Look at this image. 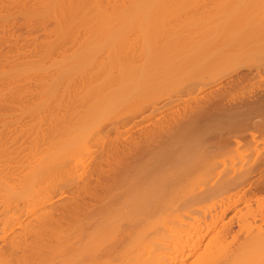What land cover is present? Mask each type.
I'll return each instance as SVG.
<instances>
[{
	"label": "bare ground",
	"instance_id": "bare-ground-1",
	"mask_svg": "<svg viewBox=\"0 0 264 264\" xmlns=\"http://www.w3.org/2000/svg\"><path fill=\"white\" fill-rule=\"evenodd\" d=\"M251 65L262 0H0V264H264V152L242 168L205 143L169 154L215 109L191 89Z\"/></svg>",
	"mask_w": 264,
	"mask_h": 264
},
{
	"label": "rangeland",
	"instance_id": "rangeland-1",
	"mask_svg": "<svg viewBox=\"0 0 264 264\" xmlns=\"http://www.w3.org/2000/svg\"><path fill=\"white\" fill-rule=\"evenodd\" d=\"M208 1V0H207ZM212 1V0H211ZM263 1V3H264V0H262ZM209 2H210V0H209ZM209 4H211V3H209ZM192 5V4H191ZM259 8V7H258ZM213 9V8H212ZM211 10V9H210ZM214 10V9H213ZM261 9L259 8V10L258 11H260ZM212 11V10H211ZM260 12H263V10H261ZM259 14V13H258ZM260 14H262V13H260ZM55 55H58L59 53H54ZM54 54H52L53 55V57H54ZM243 71V72H242ZM247 71V72H246ZM253 71V72H252ZM242 73V74H241ZM247 73V74H246ZM239 74L241 75V77L243 76V77H245V79L243 78H241L240 77V79H242L240 82H236L237 81V79L239 78L238 76H239ZM245 74V75H244ZM237 77V78H236ZM253 77V78H252ZM255 77V78H254ZM233 79L235 80V82L233 81ZM239 79V80H240ZM245 80V81H244ZM230 83H232L231 81H233L234 83H232V84H234V85H236L237 86V84H238V86H237V88L234 86V88H235V91H233V90H230V88L229 87H231V86H233L232 84L229 86L228 84H229V82ZM226 82H227V85H225L226 84ZM223 83V84H222ZM225 83V84H224ZM220 84H221V87L222 86H226V87H228L229 89L227 90V88H226V90L227 91H231V92H225L226 93V96H224L225 98H223V99H227V98H229V99H227L226 101H224L223 99H221V97H223V95H225V93H223V95H220L219 96V93L216 95L215 93H217L218 92V90L221 88L220 87ZM240 84V85H239ZM31 84H29V86H30ZM211 85L212 84H210V86H208V87H205V88H203V89H206V90H202L201 91V89H200V87H199V92H197V90H198V86H196V88H193V89H191V91L194 93H198L197 95H199V96H202V95H206V92L208 93V91L209 92H211V93H209L210 95L211 94H214L215 95V97H211V96H209V98H206L207 100L208 99H210V100H212L213 98H215V99H217V97H219V100H218V102H217V100H215L214 99V101L216 102H214V101H210L212 104H213V102H214V106L210 103V107H211V110H212V108L214 107L215 109H216V111H215V109L214 110H212V115H210L209 116V118L206 120V122H205V126H204V129L203 128H201L200 129V127H201V125H199L198 124V126H199V128H198V126H195V127H197L198 129H196V130H199L198 132H201V130H202V132H201V134L200 133H198V137H197V132H195L194 134H195V136L196 137H194V135L193 134H191V136L192 137H194V138H191V140H190V135H189V133L187 134V136L189 135L190 137H185L186 139H184L185 141H182L183 143L184 142H186V141H188V139L190 140V145L188 146V142H186V143H184L185 144V146H186V144H187V146H188V149L186 150V148H187V146L185 147L183 144H182V142H180L181 144H179V142H177L176 143V145L178 144V148H181V150H183L184 151V149L183 148H185V151L183 152V151H179V150H176V149H174V150H172V151H170L169 152V154L170 153H172V152H174L175 151V153H174V156H172V154H170V157L172 156V157H179L180 158V154L181 153H186L185 155H184V157H186V156H189V155H191L192 154V156H194L193 155V153H198L197 151H198V147H201V143H203V145L202 146H204L205 144H207V146L205 145V147H207L208 148V151H209V153H207L208 155L209 154H211V153H213V154H220V153H222V155H220V156H215L214 155V157L213 156H211L210 155V157H212V158H217L218 157V160L217 159H214L215 161H216V164H219V166H220V163H221V166L222 165H224V163L225 164H227V165H229V164H235V165H238V164H240L239 165V167L241 166V168L242 167H247L248 165L250 166V164H252V165H255V163H256V160L258 159V157L261 159L262 157H261V155L263 156V152H264V128H263V122H264V66H261V67H258V66H253V65H251L250 67L248 66V67H243V68H239V69H237L236 71H235V73L233 72V74L231 73L230 74V77L227 75L226 76V78L224 77L223 79H221V83H220V81L219 82H217L216 84L215 83H213V85H212V87H211ZM219 85V86H218ZM199 86H201V85H199ZM217 86V87H216ZM223 87V88H224ZM246 87V88H245ZM31 88L32 89H34V87L33 86H31ZM214 88H216V90H217V88H219L217 91L214 89V91H215V93H213L214 91H212ZM232 88V87H231ZM258 88V89H257ZM197 89V90H196ZM211 89V90H210ZM237 89V90H236ZM196 90V91H195ZM259 90V91H258ZM191 91H188V94H186L185 95V93H187L186 92V90L185 91H183L184 92V95L185 96H187V95H189V92H191ZM261 91V92H260ZM232 92H233V94H234V96H233V94H232ZM242 92V93H241ZM251 92V93H250ZM194 93V94H195ZM229 93H230V95H229ZM228 94V95H227ZM231 94H232V97H231ZM260 94V95H259ZM204 95V96H205ZM190 96V95H189ZM189 96H188V98H189ZM193 96V95H192ZM203 96V97H204ZM227 96H229V97H227ZM243 98H242V97ZM192 97L190 96V98L189 99H191ZM237 98V99H236ZM189 99H187V100H189ZM202 99V98H201ZM206 99H204V100H206ZM222 100V104H221V100ZM261 99H262V101H261ZM192 100V99H191ZM191 100H189V101H191ZM240 100V101H239ZM183 102V103H182ZM204 102V101H203ZM209 102V101H208ZM220 102V103H219ZM258 103V104H257ZM259 103H263L262 105H260ZM190 104V102L188 103V102H186V100H182V101H180L179 103H175V104H173V106L171 107L170 106V108H172L171 110H173L174 112H176V115L178 114V112L177 111H179V112H184V111H186V109H189V105ZM219 104H221V106L219 105ZM228 107V109H227V107H226V109H225V105ZM231 104V105H230ZM256 104V105H255ZM178 105H180V108L181 107H183V108H181V110H180V108L178 107ZM185 105V106H184ZM188 105V106H187ZM222 105L224 106L223 108H222ZM187 106V107H186ZM217 106H218V108H217ZM244 108H243V107ZM247 106H250L249 107V110L248 109H246L247 108ZM185 107V108H184ZM219 107H221L222 109H225V110H222V109H220ZM229 107H231L230 109H229ZM233 107V108H232ZM240 107H241V109L243 108V110H241L240 109ZM169 107L167 108V109H164V111H162L161 113L162 114H164V115H162L161 113H159V114H161V115H154L153 117H155V116H157L156 118H153V120L152 119H148L147 120V122H146V120H144L143 122H139V123H137L138 125H136L135 127H134V130H133V132L134 131H138V130H141V129H145L147 126H149L150 124H151V126H152V124L153 125H157V124H160L161 122H163V121H165V118L164 117H166V119H168L167 118V116H166V114L165 113H163V112H167V115H169L170 117H172L171 115H173V111H172V113L170 112V111H168V109H170ZM176 108H178L177 110H174V109H176ZM220 109V111L218 112L217 110H219ZM234 110L233 112H232V110ZM244 109H246V113L244 112L243 113V111H245ZM184 110V111H183ZM221 110H222V112H221ZM230 110V111H229ZM239 111V113H237ZM213 112H214V114H213ZM221 112V113H220ZM227 112H228V114H227ZM229 112H230V114H229ZM171 113V114H170ZM215 113H217L218 114V117H217V114H215ZM223 115V116H225V118L223 117L222 118V116L220 115ZM223 113V114H222ZM234 113H236L235 115H234ZM243 113V115H241ZM224 114H226V115H228V120H227V116L226 115H224ZM238 114V115H237ZM240 114V115H239ZM245 114V115H244ZM174 115H175V113H174ZM173 115V116H174ZM214 115L216 116V117H214ZM219 115L221 116L220 118H219ZM234 116V119L231 117V116ZM140 116V118H141V116H143V114H140L139 115ZM138 116V117H139ZM160 116H163V117H160ZM237 116V117H236ZM245 116V117H244ZM17 116H15L14 118H16ZM138 117L136 118V119H138ZM229 117H231V118H229ZM240 119H239V118ZM29 118V119H28ZM30 118L31 117H28L27 116V118L26 119H28L29 120V122L30 123H32L33 121H35V120H37V119H32V120H30ZM139 118V119H140ZM158 118H160V119H158ZM162 118H163V120H162ZM236 118L238 119V120H236ZM258 118V119H257ZM156 121H155V120ZM224 119L226 120V122L224 121ZM150 120H151V122H150ZM162 120V121H161ZM223 120V121H222ZM232 122H230V121ZM242 120V121H241ZM20 121V120H19ZM149 121V122H148ZM245 121V122H244ZM155 122V123H154ZM260 123V125H258V123ZM261 122H262V124H261ZM147 123H150L149 125H147ZM226 123V124H225ZM38 124V123H37ZM142 124H143V126H142ZM145 124V125H144ZM229 126H228V125ZM238 124V125H237ZM250 124V125H249ZM256 124V126H254ZM34 125H36V123L34 124ZM140 125L142 126V127H144L145 126V128H140ZM147 125V126H146ZM207 125V126H206ZM258 125V126H257ZM263 125V126H262ZM15 126H17V125H15ZM14 125H13V127H15ZM138 126V127H137ZM202 126V127H203ZM237 126V127H236ZM194 126H193V128H195ZM220 127H223V128H220ZM233 129H231V128ZM239 127V128H238ZM262 127V128H261ZM192 128V130H194ZM225 128V129H224ZM227 128H229L228 130L230 131V133H229V131H227ZM243 128V129H242ZM257 130H256V129ZM244 129H245V131H244ZM255 129V130H254ZM252 130H253V132L254 131H256L258 134H260V136H261V132H262V136H261V139L258 141L257 140V143H254V141H253V139H249V138H252L253 136L251 135V132H252ZM243 131V132H242ZM189 132L191 133V129L189 130ZM193 132V131H192ZM248 132H250V133H248ZM255 132V133H256ZM217 133V134H216ZM243 133V134H242ZM111 134V135H110ZM112 134H114V135H112ZM116 132L114 131V133H113V131H111V133H109V135L111 136V138H110V136L108 135L107 137H109L108 139H112L113 138V136H116ZM128 134H130V133H123L122 134V137H124L125 135H128ZM228 134H230V135H228ZM244 134H245V137L247 138V139H249L248 141H247V139H244L245 137H244ZM257 134V135H258ZM207 135V136H206ZM212 135V136H211ZM234 135V136H233ZM247 135V136H246ZM250 135V136H249ZM238 136V137H237ZM259 136V137H260ZM35 137V135L34 134H32V133H30L29 134V139H31V138H34ZM127 137V136H126ZM216 137V138H215ZM226 137V138H225ZM249 137V138H248ZM263 137V138H262ZM188 138V139H187ZM208 138H209V140L210 141H208ZM236 138H237V140H236ZM124 139H125V137H124ZM196 139V140H195ZM222 139V140H221ZM240 139H242V141L240 142L239 140ZM204 140H206V142L204 141ZM91 141H93V140H90V143L88 142V145L89 144H91L92 142ZM110 141V140H109ZM93 142H96V141H93ZM198 142V143H197ZM239 142L241 143V144H239ZM244 142V143H243ZM247 142V143H246ZM251 142V143H250ZM97 143V142H96ZM95 143V145H96V147L94 146V143L92 144L94 147H91L90 149H92V148H95V149H93V150H91L92 152H94V150H95V152H96V154H94V155H96L97 157L100 155L99 153H101V150L103 149V145H101V144H99L100 146V148L98 147V145ZM195 143V144H194ZM205 143V144H204ZM209 143V144H208ZM254 143V144H253ZM263 143V144H262ZM103 144V143H102ZM201 144V145H200ZM219 144V145H218ZM258 144V145H257ZM91 145V146H92ZM106 145V144H105ZM176 145H175V147H176ZM198 145H200V146H198ZM209 145H210V147H211V145H213V146H216V145H218V146H216V147H218V148H214V147H211V150L212 151H210V147H209ZM222 145V147H220ZM249 145V146H248ZM184 146V147H183ZM192 146V147H191ZM223 146H225V147H223ZM238 146H239V148H238ZM243 146V147H242ZM262 146V147H261ZM197 147V148H196ZM226 147H228L227 149H225ZM96 148H98V151H96ZM194 148H196V150H195V152H194ZM213 148L214 149H218L217 151H213ZM237 148V149H236ZM192 149V150H191ZM221 149V150H220ZM171 150V149H170ZM242 150V151H241ZM247 152H246V151ZM251 150V151H250ZM100 151V152H99ZM176 151H178V153H179V155H178V153H177V155H176ZM193 151V152H192ZM207 150H206V152H208ZM219 151H221V152H219ZM239 151V152H238ZM259 151V152H258ZM94 152V153H95ZM97 152H99V153H97ZM191 152V153H190ZM211 152V153H210ZM219 152V153H218ZM262 152V153H261ZM82 154H83V157H84V154H86L85 153V151H84V153L82 152ZM98 154V155H97ZM168 154V155H169ZM212 154V155H213ZM230 154V155H229ZM242 155V156H241ZM259 155V156H258ZM11 154L10 153H2V156H1V159H0V161L2 160V162L1 163H8L9 161H11V160H13V159H11ZM87 155H85V157H86ZM223 156V157H222ZM231 156V157H230ZM3 157V158H2ZM82 157V158H83ZM87 158V157H86ZM241 158V159H240ZM224 159H226V160H224ZM86 160V164H89L90 163V161H89V163H88V158L87 159H85ZM150 160V159H149ZM224 160V161H223ZM240 160V161H239ZM145 161H147L148 162V159L147 160H145ZM217 161H218V163H217ZM227 161V162H226ZM258 161H259V159H258ZM91 162L92 163H94V159L93 160H91ZM220 162V163H219ZM240 162V163H239ZM251 162V163H250ZM254 162V163H253ZM82 164V163H81ZM83 164H85V163H83ZM83 164L81 165V169H82V166H83ZM257 164V163H256ZM259 164V163H258ZM260 164H261V166H263V167H261V170L259 171V172H257V174H255L254 175V177L255 178H259V176H260V179L261 180H263L262 179V177H264V162L262 161V163L260 162ZM263 164V165H262ZM233 165H230V166H233ZM242 165H244V166H242ZM247 165V166H246ZM236 167V166H235ZM238 167V168H239ZM83 168H84V166H83ZM87 168V167H86ZM88 169H89V167L86 169L87 171H86V173H89L88 172ZM91 169V168H90ZM90 169H89V171H90ZM263 170V171H262ZM91 171H92V169H91ZM261 172H263V174L261 173ZM260 173V174H259ZM261 175H262V177H261ZM257 176V177H256ZM73 191H74V189L72 188V187H70V188H67L66 190H65V192H64V194H62V198L61 197H59V196H61V195H59L58 197L59 198H57V203L56 204H59V202H67V201H69L70 200V198H71V196H72V193H73ZM255 196V198L253 199L254 201H252V207H253V209H254V207L256 208L257 207V205H258V207H261V208H264V207H262V204L264 205V192H259V193H257V194H255L254 195ZM263 196V197H262ZM257 197V198H256ZM62 199V200H61ZM259 199V200H258ZM59 200H61V201H59ZM258 202H257V201ZM210 202H212V201H210ZM259 202L261 203L262 202V204H260L259 205ZM210 204V203H209ZM211 204H213V202L211 203ZM256 210V209H255ZM257 211H258V208H257ZM264 211V210H263ZM236 221H237V219H235ZM234 220V222L232 223L233 224V228L235 229V231H237L238 229H239V227H238V225L239 224H237L238 222H236ZM235 225V226H234ZM263 226H264V224H263ZM232 228V229H233ZM238 228V229H237ZM234 229H233V231H234Z\"/></svg>",
	"mask_w": 264,
	"mask_h": 264
}]
</instances>
